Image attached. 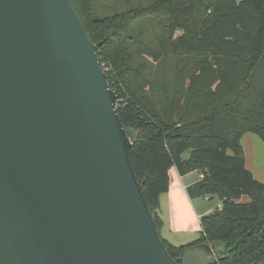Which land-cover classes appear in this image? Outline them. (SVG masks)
Listing matches in <instances>:
<instances>
[{
    "label": "water",
    "instance_id": "1",
    "mask_svg": "<svg viewBox=\"0 0 264 264\" xmlns=\"http://www.w3.org/2000/svg\"><path fill=\"white\" fill-rule=\"evenodd\" d=\"M132 146L70 0H0V264H218L169 255Z\"/></svg>",
    "mask_w": 264,
    "mask_h": 264
},
{
    "label": "trees",
    "instance_id": "2",
    "mask_svg": "<svg viewBox=\"0 0 264 264\" xmlns=\"http://www.w3.org/2000/svg\"><path fill=\"white\" fill-rule=\"evenodd\" d=\"M70 2L98 46L159 233L172 167L205 175L187 188L192 200L222 203L201 217L194 243L161 237L169 255L209 244L218 264H264V184L241 143L249 133L264 141V0H158L104 17L96 0Z\"/></svg>",
    "mask_w": 264,
    "mask_h": 264
},
{
    "label": "crops",
    "instance_id": "3",
    "mask_svg": "<svg viewBox=\"0 0 264 264\" xmlns=\"http://www.w3.org/2000/svg\"><path fill=\"white\" fill-rule=\"evenodd\" d=\"M241 143L244 150L246 168L253 174L258 182L264 184V141L257 135L249 133L244 135ZM189 158H184L183 155V159ZM169 173V191L160 196L159 216L162 220V226L159 234L161 237L163 236L162 238L165 241L174 246H187L199 239H196L192 243L189 242L194 238L192 237V229L188 220L194 204L187 191L188 187L200 180L199 173L195 172L198 174V178L189 181L186 179L191 177L193 173L181 176L176 167H172ZM164 199H166V208L164 207ZM205 200L207 199L205 198ZM209 212L210 211H207V213ZM197 218L201 220V215H198ZM200 232L201 228L199 237ZM164 234L166 235L164 236ZM189 235L190 237L186 238Z\"/></svg>",
    "mask_w": 264,
    "mask_h": 264
},
{
    "label": "rangeland",
    "instance_id": "4",
    "mask_svg": "<svg viewBox=\"0 0 264 264\" xmlns=\"http://www.w3.org/2000/svg\"><path fill=\"white\" fill-rule=\"evenodd\" d=\"M158 0H96L97 7L99 9V14L104 16H111L115 15L118 12H124V11H131L134 9H139L141 5H149L151 3H154ZM118 104V103H117ZM190 152H187L184 154V158H189ZM198 178V174L193 172L191 177H188L186 180L189 181L191 179ZM243 202L248 201V197H244L242 199ZM218 199H213L211 201L205 200V198H196L193 199L194 207L192 208V211L189 215V225L191 226V233L193 240L189 241L192 243L196 239L199 238V231H200V219H198V215H205L207 211L213 212L217 210V206L219 205ZM164 207L166 208V199H164ZM160 212V209H159ZM166 234H164L165 236ZM183 236V235H181ZM163 237V236H162ZM187 236L186 238H189ZM185 238V237H184ZM188 242V243H189Z\"/></svg>",
    "mask_w": 264,
    "mask_h": 264
},
{
    "label": "built area",
    "instance_id": "5",
    "mask_svg": "<svg viewBox=\"0 0 264 264\" xmlns=\"http://www.w3.org/2000/svg\"><path fill=\"white\" fill-rule=\"evenodd\" d=\"M204 177H205V175L203 174V173H199V178H200V180H203L204 179ZM207 200H210V198H206ZM217 210H222V203H219V205L217 206V208H216Z\"/></svg>",
    "mask_w": 264,
    "mask_h": 264
}]
</instances>
